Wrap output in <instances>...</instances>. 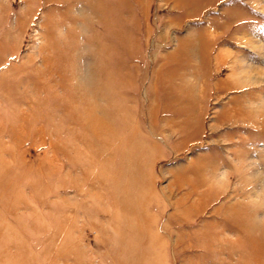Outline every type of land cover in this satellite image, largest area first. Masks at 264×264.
<instances>
[{"label":"rangeland","instance_id":"obj_1","mask_svg":"<svg viewBox=\"0 0 264 264\" xmlns=\"http://www.w3.org/2000/svg\"><path fill=\"white\" fill-rule=\"evenodd\" d=\"M133 263L264 264V0H0V264Z\"/></svg>","mask_w":264,"mask_h":264},{"label":"bare ground","instance_id":"obj_2","mask_svg":"<svg viewBox=\"0 0 264 264\" xmlns=\"http://www.w3.org/2000/svg\"><path fill=\"white\" fill-rule=\"evenodd\" d=\"M189 245V244H188ZM134 261H136V260H134ZM133 264H135V263H133Z\"/></svg>","mask_w":264,"mask_h":264}]
</instances>
